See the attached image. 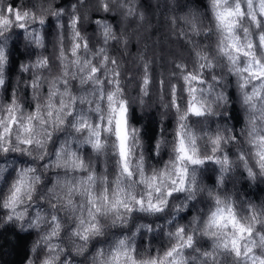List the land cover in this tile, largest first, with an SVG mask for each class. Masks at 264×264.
I'll list each match as a JSON object with an SVG mask.
<instances>
[{"label": "clouds", "instance_id": "clouds-1", "mask_svg": "<svg viewBox=\"0 0 264 264\" xmlns=\"http://www.w3.org/2000/svg\"><path fill=\"white\" fill-rule=\"evenodd\" d=\"M0 264H264V0H0Z\"/></svg>", "mask_w": 264, "mask_h": 264}]
</instances>
